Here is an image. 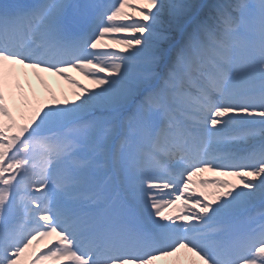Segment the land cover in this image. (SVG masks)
I'll return each mask as SVG.
<instances>
[{"label":"snow or ice","instance_id":"1","mask_svg":"<svg viewBox=\"0 0 264 264\" xmlns=\"http://www.w3.org/2000/svg\"><path fill=\"white\" fill-rule=\"evenodd\" d=\"M160 261L264 264V0H0V264Z\"/></svg>","mask_w":264,"mask_h":264},{"label":"bare ground","instance_id":"2","mask_svg":"<svg viewBox=\"0 0 264 264\" xmlns=\"http://www.w3.org/2000/svg\"><path fill=\"white\" fill-rule=\"evenodd\" d=\"M41 75H43L46 79V81L48 82L49 86L56 91L57 95H59L61 89H63V91L65 92L66 95H68V99L72 100L73 97L71 96V89L68 88V86L66 84H64L62 81H60L57 77L51 76L50 74H45L42 73ZM66 75H70L72 77H74L82 86H86L88 87L90 90H93L96 88L95 85L91 84L90 81L84 79L82 76H80L78 73L76 72H68L66 73ZM33 83V87L36 89L37 94L40 95L41 97H43L45 95V93L43 92V90L39 87V85L36 84L35 80L32 81ZM202 178H214L212 177V174L210 173H204L201 174ZM158 264H165L164 261H160L158 262Z\"/></svg>","mask_w":264,"mask_h":264},{"label":"rangeland","instance_id":"3","mask_svg":"<svg viewBox=\"0 0 264 264\" xmlns=\"http://www.w3.org/2000/svg\"><path fill=\"white\" fill-rule=\"evenodd\" d=\"M100 75H103V74H100Z\"/></svg>","mask_w":264,"mask_h":264}]
</instances>
